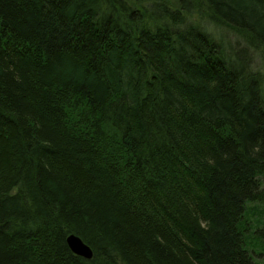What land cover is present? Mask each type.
I'll return each mask as SVG.
<instances>
[{
	"label": "trees",
	"instance_id": "1",
	"mask_svg": "<svg viewBox=\"0 0 264 264\" xmlns=\"http://www.w3.org/2000/svg\"><path fill=\"white\" fill-rule=\"evenodd\" d=\"M263 201L264 0H0V264H258Z\"/></svg>",
	"mask_w": 264,
	"mask_h": 264
},
{
	"label": "rangeland",
	"instance_id": "2",
	"mask_svg": "<svg viewBox=\"0 0 264 264\" xmlns=\"http://www.w3.org/2000/svg\"><path fill=\"white\" fill-rule=\"evenodd\" d=\"M226 41H229V43H232L233 41L235 42V38L230 36H226L224 38ZM254 67H260V59L259 57L254 58L253 62ZM249 206H255L256 210H258L257 215L253 214L251 215L248 213L246 217H248V221L250 222V225L252 226L251 229V239L253 242V246L255 249V254L254 258L257 261L258 264H264V239H258L256 235V230L262 229V223H263V215H264V201L261 203H255L254 205H249ZM260 213V214H259ZM255 215V216H254ZM260 232H258L259 234Z\"/></svg>",
	"mask_w": 264,
	"mask_h": 264
},
{
	"label": "water",
	"instance_id": "3",
	"mask_svg": "<svg viewBox=\"0 0 264 264\" xmlns=\"http://www.w3.org/2000/svg\"><path fill=\"white\" fill-rule=\"evenodd\" d=\"M67 245L77 255H80L86 259L91 258L92 251L90 247L85 244L80 237L70 234L66 238Z\"/></svg>",
	"mask_w": 264,
	"mask_h": 264
}]
</instances>
